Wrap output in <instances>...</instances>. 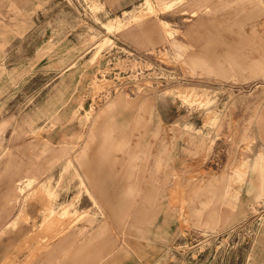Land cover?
<instances>
[{
  "label": "rangeland",
  "instance_id": "1",
  "mask_svg": "<svg viewBox=\"0 0 264 264\" xmlns=\"http://www.w3.org/2000/svg\"><path fill=\"white\" fill-rule=\"evenodd\" d=\"M0 264H264V0H0Z\"/></svg>",
  "mask_w": 264,
  "mask_h": 264
},
{
  "label": "crops",
  "instance_id": "2",
  "mask_svg": "<svg viewBox=\"0 0 264 264\" xmlns=\"http://www.w3.org/2000/svg\"><path fill=\"white\" fill-rule=\"evenodd\" d=\"M161 1H165V0H161ZM179 1H182V0H178V2ZM170 3L171 2H167L166 4L168 5ZM207 52L202 51L201 53H199V56L205 57L206 55L209 54ZM115 114H118L120 116H125V117L130 116V113L126 111H118V113H115ZM125 125L126 124L121 125V126L124 127ZM145 138L146 139L142 138L143 141L141 144H139L138 142H136V144L132 143V141L130 142L129 148L127 147L128 149L125 152V158L122 159L124 161V163L122 162L124 164L123 168L125 169L124 173L122 174L118 173L119 175H117L118 176L117 177L116 175H111V174L108 175L104 172L96 173L94 171V174L91 176V184L93 188L96 189V192H97L95 194H98L99 196L102 195L108 201H109L108 199L109 196L115 193H118L119 195L122 196L123 192H126V199L123 203H117V204L112 203V205H109L110 206L109 208L104 209L105 211H111L113 212V214L118 216L117 217L118 219L116 218L118 222L122 221L124 216H125V219L126 217H128L126 220L127 221L126 224L116 223L115 224L116 227H123V226L133 227L134 226V223H133L134 213L144 212L146 210L145 207H147L144 204L142 207H140V202H138L137 199H136L137 204L135 206L134 201H133V196H131V195L139 196L140 195L139 193H142V192L143 193L145 192V195H146L148 192L146 189L147 186L144 185L143 183L145 179H146V183L149 179V174L147 173V171H145L144 163H146V160L143 157L145 156V152H148V147L150 146V142L147 139V136H145ZM132 140H134L133 137H132ZM142 165L144 166L142 167ZM142 168L145 172L142 170ZM112 190H115L116 192L113 193ZM85 205H88V204H85ZM148 216L149 215L147 214L145 215L146 218ZM157 221L159 223L161 222L159 224L160 225L159 227L162 230L166 231V223H165L164 218L158 215Z\"/></svg>",
  "mask_w": 264,
  "mask_h": 264
}]
</instances>
